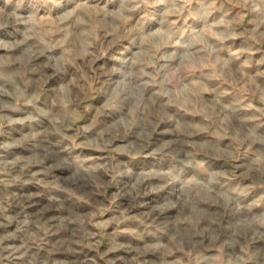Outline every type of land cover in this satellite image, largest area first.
Segmentation results:
<instances>
[{
	"label": "rangeland",
	"instance_id": "obj_1",
	"mask_svg": "<svg viewBox=\"0 0 264 264\" xmlns=\"http://www.w3.org/2000/svg\"><path fill=\"white\" fill-rule=\"evenodd\" d=\"M5 238L0 264H264V0H0Z\"/></svg>",
	"mask_w": 264,
	"mask_h": 264
},
{
	"label": "bare ground",
	"instance_id": "obj_2",
	"mask_svg": "<svg viewBox=\"0 0 264 264\" xmlns=\"http://www.w3.org/2000/svg\"><path fill=\"white\" fill-rule=\"evenodd\" d=\"M79 178V177H78ZM81 178V177H80ZM79 178V179H80ZM82 179V178H81ZM76 181H79V180H76ZM74 185V184H73ZM76 185V184H75ZM85 185V184H84ZM144 185H146L144 182L143 183H141V185H140V189H142V188H144ZM128 194H130V195H132L131 194V190H130V192L128 191ZM31 201V200H30ZM22 204V203H21ZM32 204V203H31ZM31 206L33 207V205H30V204H23L22 205V210L24 211V213H27L28 211H29V209L31 208ZM173 208L171 207V208H167V210L165 211V209L164 210H162V211H160L159 213H158V215L157 216H159L160 217V219L161 218H163V216H165L166 217V215H168L169 214V211L170 210H172ZM75 225V224H74ZM2 242V241H1ZM11 240H9V239H7V238H5L4 239V241L2 242V244L0 243V245H1V247H0V258H3V257H6L7 255L9 256V255H15V253H16V249L15 248H13V247H11L10 245H11ZM77 243V242H76ZM15 251V252H14ZM18 254V253H17ZM27 255V254H26ZM8 258V257H7Z\"/></svg>",
	"mask_w": 264,
	"mask_h": 264
}]
</instances>
